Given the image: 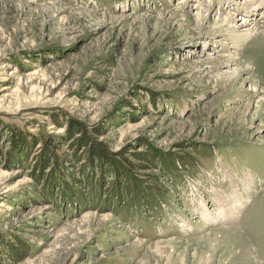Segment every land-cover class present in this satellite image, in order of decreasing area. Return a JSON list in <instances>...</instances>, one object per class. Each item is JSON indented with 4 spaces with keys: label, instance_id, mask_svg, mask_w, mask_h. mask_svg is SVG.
<instances>
[{
    "label": "rangeland",
    "instance_id": "1",
    "mask_svg": "<svg viewBox=\"0 0 264 264\" xmlns=\"http://www.w3.org/2000/svg\"><path fill=\"white\" fill-rule=\"evenodd\" d=\"M263 9L0 0V264H264V36L221 23ZM70 117L120 173L73 158Z\"/></svg>",
    "mask_w": 264,
    "mask_h": 264
},
{
    "label": "trees",
    "instance_id": "2",
    "mask_svg": "<svg viewBox=\"0 0 264 264\" xmlns=\"http://www.w3.org/2000/svg\"><path fill=\"white\" fill-rule=\"evenodd\" d=\"M89 129L90 127L83 121H80L78 119L71 118V117L68 119L67 127L65 128V132H64V135H62V137H65V138L69 137L73 139L71 147H76L72 153L73 158L75 160H78L79 151L84 150L87 156H89L91 163L99 159L98 163L100 164L99 166L100 169L101 167L102 169L104 167L113 168L116 173H120L121 172V170L119 169L120 167L114 166L116 165V163H113L110 161L111 155H109L108 152L106 150H103V148L101 147L103 144L99 142L91 143V139L88 137ZM78 134L80 135L77 136ZM36 142H37V139H34L32 143L35 144ZM56 145H57V138L55 139L54 137H47V139L43 141V146L45 147L44 152L48 153L49 149L51 148L55 149ZM50 160L51 159L49 157H46L42 159L40 163L38 164V168L41 169V173L43 175H46L44 170L49 168V166L51 165ZM101 161L103 162V164ZM92 166L94 167V165Z\"/></svg>",
    "mask_w": 264,
    "mask_h": 264
},
{
    "label": "bare ground",
    "instance_id": "3",
    "mask_svg": "<svg viewBox=\"0 0 264 264\" xmlns=\"http://www.w3.org/2000/svg\"><path fill=\"white\" fill-rule=\"evenodd\" d=\"M251 6L248 5V10H247V14L249 15H253V11L256 10V8L254 7L253 9H250ZM264 10V9H263ZM252 11V12H251ZM264 13V11L262 12ZM246 17H242L241 19L243 20L240 24H238L239 26L235 25H229V22L233 21V16L232 15H227L226 17L223 18V20L221 21V23L223 24L222 26L227 27L229 29H231L232 31V35H234V39H237V44L239 43H243L244 41H251L254 40L255 38H259L261 39L264 36V32H260L258 29V25L255 23L254 25L251 26L252 23L249 22V20ZM225 43V42H224ZM225 54H222L220 57H225ZM227 57V56H226ZM228 58V57H227ZM228 61V59H226ZM243 62L246 63L247 65H250L251 63H249V58H247L246 56H243ZM237 77V76H236ZM252 89V87H251ZM254 89V88H253ZM236 193V192H235ZM226 198L222 195V196H218V198L216 199V202L218 205H220V211L217 215L214 214V212H210L209 209L206 208V204L205 201H201L200 203V208H201V214L207 218L208 220H213L216 218H228L230 217L232 214H235L237 212L236 208L239 205H242V198H238L236 196L234 203L232 202H226L225 200ZM231 201V200H230ZM227 203V204H226Z\"/></svg>",
    "mask_w": 264,
    "mask_h": 264
}]
</instances>
